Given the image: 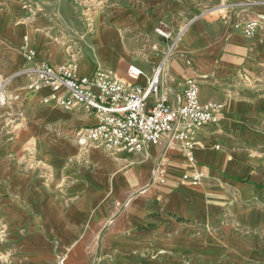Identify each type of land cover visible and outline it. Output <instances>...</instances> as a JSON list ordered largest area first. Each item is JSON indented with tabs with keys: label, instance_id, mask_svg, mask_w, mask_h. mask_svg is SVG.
<instances>
[{
	"label": "crops",
	"instance_id": "obj_1",
	"mask_svg": "<svg viewBox=\"0 0 264 264\" xmlns=\"http://www.w3.org/2000/svg\"><path fill=\"white\" fill-rule=\"evenodd\" d=\"M105 7L88 33L71 0H0V77L33 66L22 52L26 39L34 60L73 66L77 78L100 69L130 84L133 65L145 87L160 57L148 52L142 60L136 52L145 37L162 43L153 30L164 20L183 33L159 93L177 106L184 82L196 79L199 103L223 106L220 121L194 133L193 162L165 144L144 155L116 154L69 141L96 124L90 114L44 104L48 89L22 96L21 125L54 182L9 158L17 142L0 136V264H55L58 257L64 264H264V82L253 83L264 80V0H114ZM250 20L259 27L249 38L241 29ZM156 169L163 184L151 183ZM193 171L204 174L198 185L179 182Z\"/></svg>",
	"mask_w": 264,
	"mask_h": 264
},
{
	"label": "built area",
	"instance_id": "obj_2",
	"mask_svg": "<svg viewBox=\"0 0 264 264\" xmlns=\"http://www.w3.org/2000/svg\"><path fill=\"white\" fill-rule=\"evenodd\" d=\"M71 1L79 8L80 21L90 33L94 14L107 11L105 5L114 0ZM258 27L257 21L250 20L241 30L250 38ZM153 33L162 43L151 42L148 52L160 57V63L145 87L137 83L142 71L133 65H129L126 72L130 84L122 83L100 69L90 79L77 78L73 66L52 67L34 60L33 53L26 51L27 40L24 39V54L29 61L33 59V66L25 70L26 89L32 92L48 89L51 94L44 98V104L54 101L55 106L64 111L80 109L95 118V125L74 132L73 141L79 148L144 155L149 147L165 144L166 148H180L193 162L194 133L205 125L218 123L223 106L217 103L201 105L196 79L184 82L183 97L177 106L168 104L167 98L159 93V78L183 29L174 33L167 22L160 20ZM203 177V172L193 171L192 175L181 177L179 182L196 186ZM164 182V176L156 169L151 183ZM55 264H64V257H58Z\"/></svg>",
	"mask_w": 264,
	"mask_h": 264
},
{
	"label": "rangeland",
	"instance_id": "obj_3",
	"mask_svg": "<svg viewBox=\"0 0 264 264\" xmlns=\"http://www.w3.org/2000/svg\"><path fill=\"white\" fill-rule=\"evenodd\" d=\"M123 42L125 45H128V41L126 39H124ZM139 46L140 47L136 52V55L140 59L145 60V58H148V39L145 37L144 41L141 42ZM22 52L25 53L24 48L22 49ZM24 56L26 60L29 61L25 54ZM2 67V60H0V74L6 77ZM22 74H25V70L17 72L13 76L7 77L6 81H3L0 77V91L3 93L0 94V136L3 137L5 142H13L14 140L17 142L16 150L10 151L9 158L18 161L21 167L26 170L38 171V175L43 176L46 180H48L46 182L48 184L50 181L54 182L51 175V167L39 154L36 141L29 137V135H25L27 130H24V127L21 125V123L24 124L25 122V114L23 113L21 105H18V101L26 94H34L26 89V76H21ZM257 82L263 83L264 80H258V78H255L253 83ZM46 130L53 132L56 131L52 126L46 127ZM58 135L61 136L62 133L59 131ZM69 141L72 142L73 140L69 138Z\"/></svg>",
	"mask_w": 264,
	"mask_h": 264
},
{
	"label": "bare ground",
	"instance_id": "obj_4",
	"mask_svg": "<svg viewBox=\"0 0 264 264\" xmlns=\"http://www.w3.org/2000/svg\"><path fill=\"white\" fill-rule=\"evenodd\" d=\"M0 94H2V92L0 91Z\"/></svg>",
	"mask_w": 264,
	"mask_h": 264
}]
</instances>
